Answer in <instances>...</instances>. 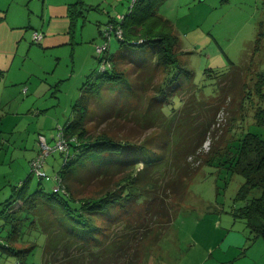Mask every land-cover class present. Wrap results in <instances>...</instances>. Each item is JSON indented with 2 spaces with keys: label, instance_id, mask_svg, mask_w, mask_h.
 <instances>
[{
  "label": "trees",
  "instance_id": "trees-1",
  "mask_svg": "<svg viewBox=\"0 0 264 264\" xmlns=\"http://www.w3.org/2000/svg\"><path fill=\"white\" fill-rule=\"evenodd\" d=\"M159 2L150 0L146 13L138 17L145 0H136L122 19L113 17L98 27L102 38L100 28L109 23L113 29L119 26L122 38L112 39L123 49L112 55L109 43L102 55L95 50L97 73L89 75L73 105L79 119L73 117L61 127L68 154L54 150L63 157L52 176L55 184L48 191L42 187L30 191L24 180L12 188L0 212L11 231L5 240L0 237V248L13 250L8 244L16 241V228L25 216L44 234L41 264H144L143 251L165 234L188 183L201 167L217 160L229 173L243 177L236 192L243 204L234 215L244 219L247 243L264 239V139L248 131L237 139L233 154L219 151L234 125L217 123L216 115L225 96L245 92L241 74L206 73L210 79L218 77L217 92L206 94V83L194 81V72L178 62L176 37L154 26L143 29L148 17H159L155 12ZM102 43L103 39L96 47ZM145 46L151 49H141ZM105 62L110 66L102 69ZM123 62L131 71L120 67ZM110 84H115L113 90L108 89ZM255 85L261 86L257 88L261 93L264 73ZM102 87L109 97L101 104L100 118L113 116L124 122L126 127L117 128L120 131L94 132L85 122L92 118V112H86L87 97H97ZM126 122L133 124L132 129ZM256 122L264 124V119ZM91 155L110 162L92 167ZM45 162L44 176L30 167L29 177H47ZM28 250L17 248V254Z\"/></svg>",
  "mask_w": 264,
  "mask_h": 264
},
{
  "label": "rangeland",
  "instance_id": "rangeland-1",
  "mask_svg": "<svg viewBox=\"0 0 264 264\" xmlns=\"http://www.w3.org/2000/svg\"><path fill=\"white\" fill-rule=\"evenodd\" d=\"M8 1L11 2L9 8L0 10V15L3 13L0 17V70H3L0 74V212L6 199L10 198L12 188L20 182L26 180L30 191L39 187L48 191L55 184L52 176L61 167L63 157L60 151H54L46 158L44 169L48 176L41 179L34 175L29 177L30 157L38 145L39 134L53 144L58 130L73 117L75 120L78 118V114L74 116L73 104L80 99L89 75L97 73V55L90 49H95L102 38L100 40L95 33V20L108 19V11L103 9H108L106 3L110 4V0L99 3L85 0L86 5L82 2L84 7H89L85 10L83 31L88 34L92 27L95 43H91L93 39L83 40L80 44L83 48L74 53L76 43H68L72 36L68 27L70 19L57 17L58 21L46 31V15L42 17L41 8L45 12L47 3L65 1L72 3L71 7L76 10L77 0H0V3ZM149 1L145 0L136 16L146 13ZM130 5L122 7L123 12ZM155 12L162 19L148 17L143 29L150 30L149 27L154 26L176 37L178 62L194 72V81L206 83V94L217 92L215 82L218 78L210 79L206 73L211 77L214 73L241 74V86L245 92L239 91L233 98L225 96L226 100L216 115L217 123L234 125L219 151L223 153L227 149L233 154L237 139L248 131L264 139V124L256 122L264 119V88L258 93L257 88L261 86L255 85L260 74L264 73V0H160ZM80 21L81 18L74 26L72 41H80ZM35 31L42 38L44 33L46 38L53 36L50 39L56 43L49 42V39L36 42L33 39ZM63 41L67 44H60ZM122 49L112 39L109 53L118 54ZM141 49L148 50L151 46ZM120 67L131 71L129 63L123 62ZM93 77L94 74L90 80ZM114 87L115 84H110L108 89L113 90ZM108 97L103 87L97 97H87L86 112H92V118L85 122L91 131H120L117 128L126 127L124 122L113 116L100 118L101 104ZM240 99L244 101L241 103ZM237 115L241 116L237 118ZM126 125L130 129L133 127L131 122H126ZM125 134L128 136V132ZM137 135H142V131ZM208 141L204 149L208 148ZM109 162L91 155L88 165L93 167ZM86 172V169L82 170V173ZM242 183V175L229 173L218 160L201 167L188 183L175 216L159 243L143 251V263L221 264L228 256L231 259L229 264H246L252 253L256 264H264L260 250H250L246 246L249 231L244 219L234 215V211L243 204L236 198ZM16 229L15 243L3 241L13 250L0 248V264H41L44 234L25 216ZM10 231V222L0 214V237L5 240ZM239 235H242L240 244L237 243ZM257 239L258 245L262 246L264 239ZM219 242L222 247H219ZM17 248L29 250L18 256Z\"/></svg>",
  "mask_w": 264,
  "mask_h": 264
},
{
  "label": "crops",
  "instance_id": "crops-1",
  "mask_svg": "<svg viewBox=\"0 0 264 264\" xmlns=\"http://www.w3.org/2000/svg\"><path fill=\"white\" fill-rule=\"evenodd\" d=\"M78 1V0H77ZM93 1H97V3H99V1L103 2L104 0H93ZM123 1L126 2V4H123ZM130 1V2H129ZM82 2L84 3V5H86V2L85 0H82ZM82 2H79L78 4L75 5L76 7V10L74 8L71 7V5H73L72 3H66L65 1H62V2H52V3H47L46 5V11L44 12V8L42 7L41 8V15L42 17H44V14L46 15V19H44V23H46L47 27H46V31H48V28L50 26H53L55 24L56 21H58L57 17L59 18H64V19H70L71 23L68 24V27L70 26L71 28V40L70 42L68 43H76V45L73 46V50H74V53H77L79 50H81L83 48V46H80L81 42L83 40H86V39H93V42L91 41V43H95L94 40H95V37H94V29H95V33L96 35H99V32H98V27L101 25V24H104L106 22H108L111 18L113 17H117L118 15H123V9L122 7H127L126 5L129 3L132 2V0H110V4L109 3H106V6H108V9H103L104 11L107 10L108 11V19L106 20H101L99 18H96L95 20V27L94 29L91 27L92 31L88 34H85V31H83V28L85 27V24H84V21H85V18H86V13H85V10H87L89 7L88 6H83L82 5ZM9 4H11V2H5V4L3 3H0V10L3 8V7H6V9L9 8ZM90 8L92 7V5L90 4L89 5ZM133 6V5H132ZM87 7V9H86ZM96 7L97 9H99V6L98 4H96ZM126 9V8H125ZM82 10V13L79 14V11ZM131 10V6H129L128 10L126 9V11H130ZM77 14L79 15V17L77 16ZM0 17H3V13L0 15ZM79 18H81L82 21H80L81 23V28H80V32H81V37H80V41L77 42V41H72L73 39V29H74V26L76 25V22L79 21ZM64 19H61V21H64ZM43 20V18H42ZM12 27H16V26H13L11 25ZM36 32V31H35ZM37 33V32H36ZM42 33V32H41ZM43 34V33H42ZM45 34V33H44ZM43 34V37L44 38H40V40L42 39H49L51 41V43H56V41H53L52 39L50 38H53L52 37H49V38H46V36ZM34 35V34H33ZM32 36V35H31ZM34 39V38H33ZM32 39V40H33ZM99 39L101 40V37L99 35ZM35 40V39H34ZM33 40V41H34ZM36 41V40H35ZM37 42V41H36ZM100 42V41H99ZM98 42V43H99ZM96 43V44H98ZM60 44H67L66 41H63L62 43ZM95 44V45H96ZM93 44H91L92 46ZM47 46V45H46ZM90 48V46H89ZM91 52H94L95 53V49L91 48L90 49ZM3 73V70H0V74ZM28 90V89H27ZM74 105V104H73ZM72 120V119H71ZM70 121V120H69ZM67 121V122H69ZM66 122V123H67ZM65 123V124H66ZM40 135V134H39ZM43 135V134H41ZM44 136V135H43ZM38 149V145L36 146L32 156L30 157V159L35 155L36 151ZM242 234L244 235L245 234V231L242 232ZM241 240H242V235H239V237H237V243L240 244L241 243ZM258 239L257 237L253 240L252 243L248 244L247 241H246V246L247 248L250 247V250H253L254 248H258L260 250V252L262 253V255H264V244L261 245H258ZM219 247H222V243L219 242ZM229 251V249L227 250ZM226 251V252H227ZM242 255H245V252L242 254ZM225 260H222L221 261V264L225 262V264H229L231 262V259L228 258H223ZM234 264V262L232 263ZM246 264H256V260L252 257V253L250 254V258L248 259V262Z\"/></svg>",
  "mask_w": 264,
  "mask_h": 264
},
{
  "label": "built area",
  "instance_id": "built-area-1",
  "mask_svg": "<svg viewBox=\"0 0 264 264\" xmlns=\"http://www.w3.org/2000/svg\"><path fill=\"white\" fill-rule=\"evenodd\" d=\"M136 0H132L131 2V7L133 3ZM117 19H122V15H118ZM101 30V36L103 39V43L98 45L96 47V53L97 55H102L108 48H109V39L111 40L113 37L116 38H122V32L119 26H117L116 29H113V25L111 23L105 25L104 27L100 28ZM33 38L38 41L41 38V34L34 33ZM105 65L107 67L110 66V62H105V64H102V69H104ZM54 143L50 144L45 136L39 135L37 138V143H38V149L37 152L35 153L34 157L30 160V167L31 169L35 172L36 175L38 176H44L45 173L43 171V165L46 160V158L53 152L54 150H60V151H65L64 155L68 154V144L63 137L62 130L61 128L58 130L57 134L54 136Z\"/></svg>",
  "mask_w": 264,
  "mask_h": 264
}]
</instances>
